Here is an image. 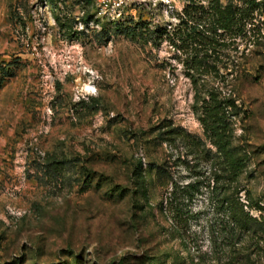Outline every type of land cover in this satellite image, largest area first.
Listing matches in <instances>:
<instances>
[{
    "label": "rangeland",
    "instance_id": "374dc122",
    "mask_svg": "<svg viewBox=\"0 0 264 264\" xmlns=\"http://www.w3.org/2000/svg\"><path fill=\"white\" fill-rule=\"evenodd\" d=\"M181 7V0H87L67 9V36L44 0H0V66L10 70L0 85V264H264V14L249 38L224 50L232 74L222 67L224 82L211 73L200 87L237 108L228 116L231 142L247 158L225 194L255 220L248 231L232 227L210 193L215 161L157 138L172 125L215 153L180 53L167 41L95 44L97 26L83 24L89 15L164 25ZM51 160L73 165L58 173ZM83 169L106 183L85 189ZM139 169L147 200L137 196ZM193 180L199 192L180 200L177 217L166 204L172 184ZM111 187L125 197L109 199Z\"/></svg>",
    "mask_w": 264,
    "mask_h": 264
},
{
    "label": "trees",
    "instance_id": "16d2710c",
    "mask_svg": "<svg viewBox=\"0 0 264 264\" xmlns=\"http://www.w3.org/2000/svg\"><path fill=\"white\" fill-rule=\"evenodd\" d=\"M87 0H44L50 8L52 18L59 31L67 36L71 35V18L67 9L71 5H79ZM180 11L173 10L175 23L159 24L151 20H143L140 17H118L112 21H103L98 18H90L86 15L83 24L88 27L93 22L97 28L91 31L89 41L95 44L105 45L113 39L122 38L134 44L145 46H157L167 41L175 51L183 58L181 61L185 76L189 78L195 88L193 109L202 128L204 139L215 148V153L210 154L209 149H204L199 140L190 134L172 125H163V131L158 132L160 143L176 144L180 142L187 147L193 155H204L209 160H214L215 169L212 172V185L210 193L215 196L219 207L228 212L232 227L240 230H249L250 221H255L247 213L243 212V204L225 194L226 181H234L242 170L246 156L241 148H233L231 142V125L228 116L231 110L237 108L230 98H221L220 93L211 88L200 90L203 87L204 78L207 75L219 77L225 81V75L232 74V67L228 68L224 61V50L237 39L249 38L256 25V14H264V0H181ZM88 4V3H87ZM79 39V33L76 34ZM230 70L228 74H219L220 68ZM9 69L0 66V85L9 76ZM212 78V77H210ZM214 80V78H213ZM215 81V80H214ZM203 83V84H202ZM59 172L72 167L70 161L51 160L48 164ZM140 167V166H139ZM154 171L163 175L165 169L154 165ZM152 169V170H153ZM161 169V170H160ZM144 170L137 172V196L147 200L145 189ZM82 187L89 190L96 186L103 187L105 179L92 176L87 169H83ZM197 181H191L183 187L172 184L166 204L177 217L182 215L180 200H192L193 195L199 192ZM209 187V184H207ZM139 193V194H138ZM109 199L125 197L123 188L111 187L106 190ZM15 264V263H14ZM37 264V263H34ZM55 264H79L78 260L68 263Z\"/></svg>",
    "mask_w": 264,
    "mask_h": 264
}]
</instances>
